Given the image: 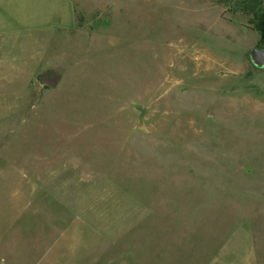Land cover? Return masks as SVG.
<instances>
[{"label": "rangeland", "instance_id": "obj_1", "mask_svg": "<svg viewBox=\"0 0 264 264\" xmlns=\"http://www.w3.org/2000/svg\"><path fill=\"white\" fill-rule=\"evenodd\" d=\"M4 3L0 264H264V0Z\"/></svg>", "mask_w": 264, "mask_h": 264}, {"label": "trees", "instance_id": "obj_2", "mask_svg": "<svg viewBox=\"0 0 264 264\" xmlns=\"http://www.w3.org/2000/svg\"><path fill=\"white\" fill-rule=\"evenodd\" d=\"M250 15H252L250 23L253 24L258 31H260L262 38L264 39V4L261 3L257 7L254 6Z\"/></svg>", "mask_w": 264, "mask_h": 264}, {"label": "water", "instance_id": "obj_3", "mask_svg": "<svg viewBox=\"0 0 264 264\" xmlns=\"http://www.w3.org/2000/svg\"><path fill=\"white\" fill-rule=\"evenodd\" d=\"M250 59L252 61V63L258 67V68H264V48H260V47H253L250 52ZM47 84H49L50 86H54V82L52 81H45Z\"/></svg>", "mask_w": 264, "mask_h": 264}, {"label": "crops", "instance_id": "obj_4", "mask_svg": "<svg viewBox=\"0 0 264 264\" xmlns=\"http://www.w3.org/2000/svg\"><path fill=\"white\" fill-rule=\"evenodd\" d=\"M4 9H5L4 0H0V33H3V31L5 30L3 29L5 27L4 21L6 20Z\"/></svg>", "mask_w": 264, "mask_h": 264}]
</instances>
